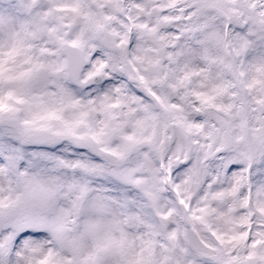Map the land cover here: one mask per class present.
<instances>
[{"label": "snow or ice", "instance_id": "obj_1", "mask_svg": "<svg viewBox=\"0 0 264 264\" xmlns=\"http://www.w3.org/2000/svg\"><path fill=\"white\" fill-rule=\"evenodd\" d=\"M0 264H264V0H0Z\"/></svg>", "mask_w": 264, "mask_h": 264}]
</instances>
